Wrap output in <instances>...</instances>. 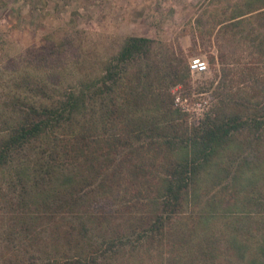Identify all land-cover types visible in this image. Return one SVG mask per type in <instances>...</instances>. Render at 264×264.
Masks as SVG:
<instances>
[{"label": "trees", "instance_id": "trees-1", "mask_svg": "<svg viewBox=\"0 0 264 264\" xmlns=\"http://www.w3.org/2000/svg\"><path fill=\"white\" fill-rule=\"evenodd\" d=\"M200 16L226 44L196 119L185 57L137 34L98 75L0 91V264H264V0Z\"/></svg>", "mask_w": 264, "mask_h": 264}, {"label": "rangeland", "instance_id": "rangeland-1", "mask_svg": "<svg viewBox=\"0 0 264 264\" xmlns=\"http://www.w3.org/2000/svg\"><path fill=\"white\" fill-rule=\"evenodd\" d=\"M207 1L0 0V91L25 73L63 89L100 74L124 36L144 35L156 39V52L166 48L183 55L188 67L195 56L206 60L205 71L189 70L186 89L181 84L172 88L186 99L189 119H196L212 100L211 86L220 76L219 50L226 44L210 20L202 21L200 10ZM228 49L235 73L257 60L246 48Z\"/></svg>", "mask_w": 264, "mask_h": 264}, {"label": "built area", "instance_id": "built-area-1", "mask_svg": "<svg viewBox=\"0 0 264 264\" xmlns=\"http://www.w3.org/2000/svg\"><path fill=\"white\" fill-rule=\"evenodd\" d=\"M206 68H207V63H206L205 59H203L199 56H195V57L191 58V60L189 62V70L191 72L205 71ZM185 100H186L185 98H183L181 95H178V94H176L174 97V101L176 104H179L183 108L188 110V106H187V103L185 102Z\"/></svg>", "mask_w": 264, "mask_h": 264}]
</instances>
